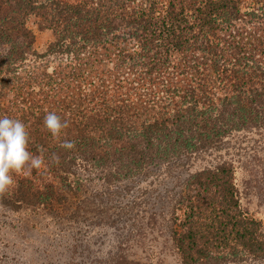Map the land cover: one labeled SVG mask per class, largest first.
Returning <instances> with one entry per match:
<instances>
[{
    "label": "trees",
    "instance_id": "1",
    "mask_svg": "<svg viewBox=\"0 0 264 264\" xmlns=\"http://www.w3.org/2000/svg\"><path fill=\"white\" fill-rule=\"evenodd\" d=\"M142 1L0 0V117L22 121L28 150L44 160L12 173L9 189L16 201L52 206L75 168L107 185L160 168L178 185L160 189L172 205L143 211L152 228L170 213L163 231L182 264H264V228L241 209L232 165L189 172L191 156L262 134L264 26L251 20L264 18V0ZM245 2L261 7L242 13ZM31 19L53 36L43 54ZM49 112L67 122L59 136L44 126Z\"/></svg>",
    "mask_w": 264,
    "mask_h": 264
},
{
    "label": "rangeland",
    "instance_id": "2",
    "mask_svg": "<svg viewBox=\"0 0 264 264\" xmlns=\"http://www.w3.org/2000/svg\"><path fill=\"white\" fill-rule=\"evenodd\" d=\"M260 7L245 2L241 11ZM249 20L242 18L244 22L237 27H249ZM251 21L256 27L264 26V18ZM29 25L35 34L34 48L43 54L53 36L49 31H38L33 19ZM45 62L54 66L52 58ZM259 132L262 134L255 130L234 134L218 151L191 156L189 172L223 162L231 164L241 209L264 228V129ZM158 169L107 185L99 172L75 168L71 191L52 206L16 201L14 191L8 189L0 194V264H115L118 256L142 264H182L163 231L170 225V213L164 217L157 214L152 228L149 214L143 211L167 212L172 205L168 199L159 200L164 195L160 189L178 185Z\"/></svg>",
    "mask_w": 264,
    "mask_h": 264
},
{
    "label": "clouds",
    "instance_id": "3",
    "mask_svg": "<svg viewBox=\"0 0 264 264\" xmlns=\"http://www.w3.org/2000/svg\"><path fill=\"white\" fill-rule=\"evenodd\" d=\"M45 128L53 135L59 136L67 127L55 112H49L44 119ZM29 134L25 124L7 116L0 117V193L6 192L15 183L12 173H20L27 168V174L44 165L42 156L33 155L28 150ZM65 149H73L74 143L65 141Z\"/></svg>",
    "mask_w": 264,
    "mask_h": 264
}]
</instances>
